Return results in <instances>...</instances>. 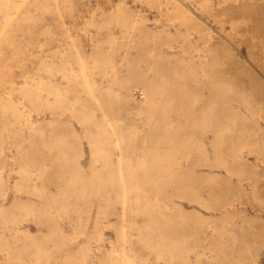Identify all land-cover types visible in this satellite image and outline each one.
Instances as JSON below:
<instances>
[{
  "label": "rangeland",
  "instance_id": "obj_1",
  "mask_svg": "<svg viewBox=\"0 0 264 264\" xmlns=\"http://www.w3.org/2000/svg\"><path fill=\"white\" fill-rule=\"evenodd\" d=\"M220 1L0 0V209L16 207V221H0V264H264V82L252 111L230 103L241 130L225 137L239 144L236 156L217 148L229 170L214 163L208 129L183 116L157 125L145 103L181 87L196 117L220 82L255 74L248 54L258 59L263 47L215 14ZM239 2L264 13V0ZM121 8L125 23L114 19ZM81 67L84 77L71 76ZM174 130L197 145L176 142ZM189 171L181 182L193 199L175 180ZM96 173L97 195L70 184ZM162 220L176 222L186 249L158 252Z\"/></svg>",
  "mask_w": 264,
  "mask_h": 264
},
{
  "label": "bare ground",
  "instance_id": "obj_2",
  "mask_svg": "<svg viewBox=\"0 0 264 264\" xmlns=\"http://www.w3.org/2000/svg\"><path fill=\"white\" fill-rule=\"evenodd\" d=\"M21 1H24V0H21ZM146 1L154 2L156 3V5L158 4L161 5L163 2L166 4L174 2L179 7H181L185 0H146ZM205 1L209 2V0H205ZM239 1L240 0H221L220 2L225 3V7L223 9H219L215 11V14L218 17L225 18L232 25H235L238 23L244 24L248 29L249 39L254 40L255 43L261 44V46L263 47V54L258 59H254L251 54H248V57L251 59L250 64L253 65L255 74H252V76H250L248 81L241 80L240 82H235L232 80H224L220 82L217 86L214 87L216 89L214 100L209 102L204 107L198 109V111L196 112V117L190 114L191 113L190 107L193 103V96L190 95L188 91H185L181 87L175 88L173 86H167V87L158 88L157 90H155V94H154L158 97V99L155 101L152 98L148 97L145 102L148 110L152 114L153 122L157 125H166L167 123H169V119L171 117L183 116L184 125L194 126L198 130L208 129L209 132L212 134L211 146L214 150V153H213L214 163L227 170L229 169L225 165V162L223 161L222 157L219 155V152H217V148L223 144H226V145L229 144L232 157L235 158L236 151L238 148L237 146H239V144L238 143L235 144L234 142H228L225 135L229 133H233V132H239L241 130L240 121L234 118V116H232L235 114H231L232 112L230 111V103L233 100H237L246 109L252 111L253 107L257 104L256 96H257L258 88H260V85H262L264 82V39L262 38V34L264 32V20H263L264 13L260 8L254 6L253 4H248L244 2L240 3ZM178 6H177V9L179 8ZM17 9H18V6H16V10ZM180 12L182 13L183 10ZM124 15H125V11L124 9L121 8L114 15V19L118 23H125ZM184 19L185 18L181 16L182 22L185 23L189 21V20L186 21ZM219 49L222 52L224 64L226 66H236L233 52L224 47H220ZM52 73H54L52 69H47L46 75H50ZM36 74L39 77H43L39 72L35 73V75ZM70 74L73 77L77 75L81 77L85 76V72L83 71L82 67L80 68V71L78 72V74L73 73L72 69L70 71ZM18 105L21 107V110L24 111L27 117L29 114L26 109L25 102L21 100L18 102ZM259 116H260V113H259ZM173 137L177 139L176 142L181 141V143L184 144V146L190 147L191 149L197 145V142L192 137L186 136L182 132V130H174ZM259 154H264V146L262 144L260 146ZM187 156H189V153L187 154ZM64 164L66 163L62 160V158L61 159L59 158L57 161H55V168L56 169L58 168L60 171H62ZM230 171L235 175H241L240 172L238 171H234V170H230ZM184 175L182 174L175 175V180L176 179L178 180V182H176V185L178 186L179 189H182V193L186 195L189 187L186 188V186H182L181 177L183 176L185 177V179H187V181L188 180L190 181V179L193 176H192L191 171H189L188 173ZM259 175L263 177L264 171L261 172ZM130 176L131 175H129L128 177ZM112 177L113 176L109 173L107 179H109L110 181ZM254 178H255V175H254ZM197 179H199L200 181V178H197ZM102 180L103 178L101 177L100 173H96V176L93 182H90V183L84 182L81 178H79L78 176H75L73 180H70V184L77 187V189L81 191L83 194L92 192L95 195H97L99 193L100 188L104 185V182H102ZM60 182H61L60 185L62 186L64 182L63 181H60ZM207 184L210 186L214 185L213 182H207ZM252 188H254V186ZM159 189L160 188L158 186L156 190L159 191ZM5 195H6V191L0 190V198L3 199ZM187 196L193 199L192 198L193 193L190 192L189 194H187ZM22 210L26 213L30 211L29 208H27V206L22 208ZM0 221L1 222L16 221V207L10 208V209L1 208L0 209ZM174 223L176 222L172 223L169 220H162L160 221V224L158 225V231H157L158 252L161 250H164V253L169 254V256H171L170 254H175V253L180 252L181 248H185L184 242H181V240H179L178 229L177 227H174ZM144 236L145 235L141 233L138 239V243L141 244V246L144 244ZM37 254L39 256H43V252H41V250H38ZM122 263L132 264V262L128 263L124 259L122 260Z\"/></svg>",
  "mask_w": 264,
  "mask_h": 264
}]
</instances>
